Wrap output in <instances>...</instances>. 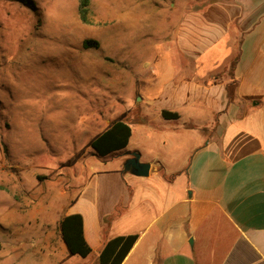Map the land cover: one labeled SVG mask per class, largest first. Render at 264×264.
Segmentation results:
<instances>
[{"label": "crops", "instance_id": "0c3cea01", "mask_svg": "<svg viewBox=\"0 0 264 264\" xmlns=\"http://www.w3.org/2000/svg\"><path fill=\"white\" fill-rule=\"evenodd\" d=\"M161 5L173 18L159 65L134 89L131 116L117 119L131 128L128 142L89 162L62 217L82 216L83 264H99L105 242L129 233L138 237L121 264H264V0ZM135 127L148 140L164 132L166 153L139 145ZM134 151L147 176L122 171ZM61 218L41 244L53 264H77Z\"/></svg>", "mask_w": 264, "mask_h": 264}, {"label": "rangeland", "instance_id": "374dc122", "mask_svg": "<svg viewBox=\"0 0 264 264\" xmlns=\"http://www.w3.org/2000/svg\"><path fill=\"white\" fill-rule=\"evenodd\" d=\"M167 1L90 0L83 23L78 0H0V264H53L41 231L58 227L89 162L115 154L90 140L131 116L134 89L156 72ZM135 136L166 153L164 132Z\"/></svg>", "mask_w": 264, "mask_h": 264}, {"label": "trees", "instance_id": "16d2710c", "mask_svg": "<svg viewBox=\"0 0 264 264\" xmlns=\"http://www.w3.org/2000/svg\"><path fill=\"white\" fill-rule=\"evenodd\" d=\"M77 12L83 23H90V0H78ZM83 47L97 46L94 39H84ZM165 118H176L175 112L162 110ZM131 135V128L123 120L114 121L90 142L94 153L105 156L124 148ZM59 232L67 250L72 255L87 256L91 248L83 235V221L80 213L67 214L59 221ZM137 233H129L114 236L108 239L98 254L99 264H121L133 243L137 239Z\"/></svg>", "mask_w": 264, "mask_h": 264}, {"label": "water", "instance_id": "95a60500", "mask_svg": "<svg viewBox=\"0 0 264 264\" xmlns=\"http://www.w3.org/2000/svg\"><path fill=\"white\" fill-rule=\"evenodd\" d=\"M150 170V163L140 160V154L137 151L131 152L122 163V171L129 172L136 176H147Z\"/></svg>", "mask_w": 264, "mask_h": 264}]
</instances>
